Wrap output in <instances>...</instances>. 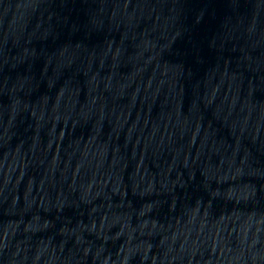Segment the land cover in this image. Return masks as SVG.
I'll return each mask as SVG.
<instances>
[{
    "label": "water",
    "instance_id": "water-1",
    "mask_svg": "<svg viewBox=\"0 0 264 264\" xmlns=\"http://www.w3.org/2000/svg\"><path fill=\"white\" fill-rule=\"evenodd\" d=\"M0 264H264V0H0Z\"/></svg>",
    "mask_w": 264,
    "mask_h": 264
}]
</instances>
